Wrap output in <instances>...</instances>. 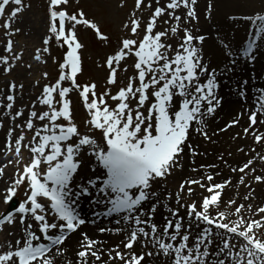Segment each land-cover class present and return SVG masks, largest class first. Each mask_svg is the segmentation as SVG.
<instances>
[{"label":"snow or ice","instance_id":"6c2138e0","mask_svg":"<svg viewBox=\"0 0 264 264\" xmlns=\"http://www.w3.org/2000/svg\"><path fill=\"white\" fill-rule=\"evenodd\" d=\"M196 5L197 0H133L113 28L72 0H47L46 31L33 59L44 65L51 59L57 75L50 79L42 71L33 85L39 93L19 106L25 84L14 73L24 50L13 39L21 29L13 25L32 5L0 0V129L5 133L0 153L6 161L0 163L5 183L0 197L7 206L0 213V233H5L0 264H264V199L253 187L264 184V171L256 167L264 163V88L253 87L252 106L210 134L207 118L214 117L223 97L217 95V68L204 60L206 37L196 27ZM127 7L128 0H116L109 10ZM213 8L209 2V17ZM228 19L250 27L236 54L221 38L228 58L224 72L241 57L250 64L256 60L258 42L264 41V8ZM81 27L107 49L97 65L104 70L102 88L95 79H79L85 49ZM53 41L62 50L59 60L51 55ZM248 91L243 79L237 91L243 105ZM72 93L85 113L82 121ZM245 116L246 126L241 125ZM235 126L241 131L232 139H251L252 145L247 153L237 145L235 151L246 158L235 166L218 156L238 176L234 185L232 176L217 181L223 173L216 164L196 165L202 153L191 138L213 142L217 132ZM85 156L94 159L89 176L80 175ZM185 157L196 175L182 177L175 192L167 190L162 182L185 170ZM8 167L13 172L5 180ZM226 189H234L235 196L225 199ZM82 200L93 206V217H115L116 227L98 232L120 234L119 243L109 245L81 231L96 223L82 215ZM78 232L77 247L69 248L68 239Z\"/></svg>","mask_w":264,"mask_h":264},{"label":"rangeland","instance_id":"374dc122","mask_svg":"<svg viewBox=\"0 0 264 264\" xmlns=\"http://www.w3.org/2000/svg\"><path fill=\"white\" fill-rule=\"evenodd\" d=\"M27 3H31L32 7L28 11L22 13L19 15V18L15 21L14 27H19L21 29L20 33L16 34L13 39L16 42L17 48H22L24 50V58L21 65L16 69V72L14 75L18 78V81L25 84V89L23 91L22 98L18 99L17 104L19 106H23L24 104L29 103L30 100L34 99L35 96L39 93L40 88L33 86L35 79L40 77V73L42 71H48L49 72V78L54 79L57 75V66L52 63L51 59H48V62L46 65L40 64L39 62H36L33 59L34 55V47H40V36L46 31L45 28V11H46V4L47 0H26ZM116 0H79V5L76 4V0H72L74 7H83L85 12L89 15L91 18L92 16H95L97 19H100L102 21H106L109 25H111L114 28V22L118 21L120 19H123L127 12L132 8L133 0H128V7L125 9H121L118 12L109 10V6H112L114 9ZM259 5L257 10H260L261 8H264V0H259ZM11 7L13 5H9L8 9H6V14L8 11H10ZM256 10V9H255ZM239 12V14L243 13H252L253 10L250 11H236ZM3 18H0V23H2ZM250 26V25H249ZM249 29V27H248ZM80 32V39L85 44V49L83 50V75L80 76V81L84 82L89 79H95L98 83V85L102 88L104 85V70L102 68L97 67V65L102 61L104 53L107 51V49L103 48L101 44L95 41L93 34L90 30H86L85 28L81 27L79 29ZM3 30L0 29V40L3 39ZM199 34H201V31H199ZM204 35V34H203ZM113 36H115V32H113ZM230 37V36H227ZM231 40H227L226 42H230ZM232 42V41H231ZM261 44L260 47L264 46V41L258 42ZM232 47H234L232 44H230ZM243 42L236 47V53L239 51V49L242 47ZM204 47V46H202ZM259 47V48H260ZM223 52V50H222ZM204 53V60L205 62L209 63L210 68H217V72L219 71L220 63L218 61V58L212 54V53H206L203 48ZM62 54V50L57 47L55 41L51 43V55L56 57L58 60L60 59ZM224 55V53H223ZM256 60L253 63H249L247 61V58H239L236 62V64L233 66L237 69H251L252 71H257L258 74H260V78L264 81V68L258 66V61L262 60L260 59V51L257 49V52L255 51ZM225 58H223L225 66H228V58L224 55ZM212 60L214 63H216V60L218 61L216 64H212ZM31 63L33 65V68L31 71H29L26 68V64ZM244 63L245 65H243ZM122 75V74H121ZM218 77V76H217ZM46 81L41 80V84L45 83ZM219 82V81H218ZM219 82V86H220ZM4 88V79L3 77H0V89ZM115 91V89H114ZM218 97H222L218 94ZM72 99L74 101V106L76 108L77 113V120L82 121L84 119L85 113L83 109L80 107L79 101L77 99L76 93L71 94ZM224 98V97H223ZM240 100V99H239ZM223 103V102H222ZM241 107H232L230 106V110L226 113L220 112L219 108H222L221 106L218 107L217 112L215 113L214 117H208L209 122L213 121V119H216V125L211 128L210 134L212 132L217 131L218 126L223 127L224 124L231 120L235 114L240 111L242 107H251L249 104L243 105L242 102ZM217 115V116H216ZM264 118V117H261ZM247 117L245 116L241 120V125L246 126ZM6 126H10V123L8 122ZM241 131V126H235L231 129H229L227 132L219 133L215 136H213V142L205 141L202 137L198 135L192 136V143L194 146H198L199 151L202 153V155L196 157V165L199 166L200 164H216L217 172H222L223 175L217 177V181L223 180L229 176H232L233 178V184L235 185L237 183L238 176L233 175L227 166L222 164L218 160V156L221 154L225 155V159L228 160V163L235 166L237 162H243L245 157L244 153H237L235 151L237 145L244 146L245 147V153L248 151V147L252 145L251 139L248 140H238L234 141L232 139L233 135ZM29 135H31L29 133ZM214 146V151L212 152L209 150L210 147ZM208 150L211 152L209 153ZM257 150L260 151L261 149L259 146H257ZM231 151L233 152L232 157H228L226 152ZM214 154V155H212ZM213 161L208 160L207 158L209 156ZM186 166L185 170L181 173H184V176H193L196 175L194 173H191L190 167H189V158L185 157ZM256 167L260 171H264V163H257ZM180 175H172L168 178L166 182L167 190L175 192L179 181L181 180L182 176ZM253 187L256 190V196L264 199V184H253ZM199 192L200 190L197 189ZM239 191L241 194H246V189L241 186L239 188ZM230 196H235V190L234 189H226L224 198L227 199ZM20 199H23L21 196ZM243 202V201H240ZM257 204L260 203V200L256 201ZM7 206L4 204L2 197H0V213L5 212V209ZM166 214V210L164 212ZM107 237V236H106ZM108 238V237H107Z\"/></svg>","mask_w":264,"mask_h":264},{"label":"bare ground","instance_id":"6f19581e","mask_svg":"<svg viewBox=\"0 0 264 264\" xmlns=\"http://www.w3.org/2000/svg\"><path fill=\"white\" fill-rule=\"evenodd\" d=\"M211 2L214 5L213 11L211 16L209 17L206 14L207 10V4ZM259 0H197V13L199 16V21L196 23V27L199 31H201V34H204L206 39L204 41V51L206 53H212L214 54L220 63V69L217 72V80L222 83L219 86L218 94L223 98L222 108L220 109V112L226 113L228 110H230V106L234 107H241V103L239 100V96L237 94L238 91V84L243 79L248 80V104L252 105V89L253 87H262L264 88V81L262 78H260V74L257 73V71H252L251 69H237L232 66L231 72H224L223 69L227 66H225L223 58V48L220 44L221 38L225 40H231L230 42H227L229 44H232L234 54H236V47L240 45L242 42L245 41L248 27H250L249 23L244 21H236L233 22L228 19V16L230 15H238L239 12L236 11H250V10H257L259 5ZM248 14V13H243ZM250 14V13H249ZM241 15V14H239ZM230 36V37H227ZM261 45V44H260ZM238 48V47H237ZM260 51V59L258 61V66L264 68V46L257 48ZM256 49V52H257ZM216 60V63L218 62ZM212 60V64H216ZM245 65L244 63H242ZM2 113H0V118H2ZM217 116V115H216ZM209 127L213 128L216 125V119H213V121L209 122ZM10 123V122H9ZM11 126V124H10ZM211 128L209 131H211ZM4 130L0 129V145L4 143ZM209 150L212 152L214 151V146L210 147ZM208 150L209 153H211ZM214 155V154H212ZM209 156L207 159L210 161H213ZM23 156L25 159L28 157L27 151L23 152ZM5 159L2 153H0V163H5ZM94 164V159L91 157L85 156L82 159V164L80 168V175L81 176H89L91 175V166ZM13 172L12 167H8L6 170V176L5 180L8 178V176H11ZM182 172L175 173L176 175H180ZM182 177H184V173L181 174ZM5 186L4 180H0V189H2ZM93 206L90 205L87 201L82 200L81 201V211L82 215L85 216L89 221L95 219L96 223H86L82 226L81 231L87 232L90 236L101 239L106 241L109 245H113L116 243H119L122 239V236L120 234H111V233H104L101 234L98 232L99 227H108V228H114L117 225L115 224V217L112 218H102V217H93L92 215ZM101 209L97 208L96 211H100ZM161 212H165V209H160ZM159 220V217L157 218ZM108 238H107V237ZM5 237V233H0V241H3ZM80 239L79 232L76 234H73L70 236V238L67 241V244L69 248L75 249L77 247L78 241ZM163 259V257H161Z\"/></svg>","mask_w":264,"mask_h":264}]
</instances>
